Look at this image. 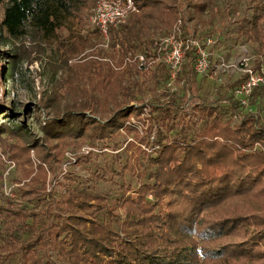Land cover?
Wrapping results in <instances>:
<instances>
[{"label": "trees", "instance_id": "obj_1", "mask_svg": "<svg viewBox=\"0 0 264 264\" xmlns=\"http://www.w3.org/2000/svg\"><path fill=\"white\" fill-rule=\"evenodd\" d=\"M133 2L137 11L109 29L108 49L93 48L72 66L67 95L55 91L48 99L64 105L42 125V137H32L23 125H0L1 152L16 164L23 183L7 195L0 172V264H264V122L241 113L237 81L212 89L210 100L200 95L193 50L176 79L191 101L177 91H157L168 71L153 62L156 38L177 28L181 37L197 34L213 0ZM91 3L0 0V27L9 38L33 35L50 44L62 30L84 27ZM248 10L235 30L264 47V0H249ZM151 81L155 90L139 99ZM102 97L114 100L109 111ZM106 111L104 121L98 115ZM228 111L238 124L222 119ZM126 134L133 140L123 141L129 154L119 171L96 168L86 182L67 175L64 193L56 194L53 180L67 148L111 142L105 148L118 150V161ZM94 153L76 160L89 161ZM127 170L137 184L121 181L114 200L95 191L107 172L123 177Z\"/></svg>", "mask_w": 264, "mask_h": 264}, {"label": "rangeland", "instance_id": "obj_2", "mask_svg": "<svg viewBox=\"0 0 264 264\" xmlns=\"http://www.w3.org/2000/svg\"><path fill=\"white\" fill-rule=\"evenodd\" d=\"M96 1L92 0L90 7L86 10L84 27L73 26L71 30H62L59 40L50 44L43 43L33 35H27L18 40L9 38L0 27V125L10 128L23 125L32 137L39 138L43 136L41 127L45 121L63 111L64 104L59 103L56 106L48 99L55 95V91L67 95L65 81L76 68L72 66L80 65L87 55L94 51L93 48L99 46L108 49V45H106L108 39L100 32L98 34L92 32L96 28L91 20ZM248 4L249 0H213L211 10L208 9L203 14L204 23L197 24L198 33L194 36L210 52L209 72L200 78L202 86L199 93L206 99L210 100L214 97L212 89L226 87L234 81H237L239 83L237 86H239L243 82L246 76L241 69V64L237 63L235 67L231 66L239 58L244 59L242 62L245 66L251 67L257 73L262 72L264 47L256 42L247 41L238 30H235L238 19L244 11L248 10ZM1 11L0 6V16ZM195 23L196 21L193 19L189 25ZM162 37L164 36H158L156 40ZM209 39L210 43L208 44ZM104 60L106 59L104 58ZM156 62L159 63L157 66H161V69L167 73L166 66L162 62ZM222 62L225 66L229 65V68L221 71L218 66ZM114 68L118 70L117 67ZM215 72L221 76L223 83L218 81ZM174 86L176 89L172 91H177L186 98L190 96V91L181 84ZM259 86H262L259 87L261 89L253 90L247 105H242L240 111L241 113L251 112L257 115L261 122H264V84ZM144 87L143 91L139 93V99L143 100L148 99L151 89H154L152 81ZM171 88L172 86H168L167 79L164 84L157 87V91L163 89V91L171 92ZM188 100L191 101L189 98ZM100 102L108 111L113 108L114 100L102 97ZM135 102L131 104L135 105ZM222 104L225 103L222 102ZM58 110L60 112H57ZM108 111L101 112L98 117L105 121L109 116ZM222 119L233 123L229 111L224 113ZM155 129L154 127V131ZM125 139L127 142L133 140L129 134L123 136L120 140L122 147L119 151L124 148L123 141ZM105 144L113 145L111 142L105 143L98 140L84 143L81 147L71 146L66 149L67 159L60 167H57L58 179L53 180L57 195L64 193L67 175H71L78 181L86 182L88 171H93L96 168L105 170L104 167H110L112 171H119V168L125 164L129 152L122 150L117 161L114 159V155L118 150H114L113 146L105 148ZM84 146L87 148L96 147L93 148L95 153L88 159L89 161L87 158L76 160L78 156L82 157L83 152L80 150ZM70 155L73 156V159L70 158ZM0 162L3 164L0 171L2 189L5 194L14 195L18 190L17 187L23 185L22 182H18L21 173L16 164L1 152V149ZM139 162L143 163L144 159L140 158ZM121 181L130 182L132 186L137 184L136 177L128 170L125 171L123 177L117 174L112 176V172L109 171L105 174L104 179H100L95 184L94 189L98 193L107 194L110 200H114L115 195L121 191L119 188ZM118 211L123 212L122 209H118ZM11 264L19 263L15 260Z\"/></svg>", "mask_w": 264, "mask_h": 264}, {"label": "built area", "instance_id": "obj_3", "mask_svg": "<svg viewBox=\"0 0 264 264\" xmlns=\"http://www.w3.org/2000/svg\"><path fill=\"white\" fill-rule=\"evenodd\" d=\"M135 11L136 7L133 0H97L91 20L100 33L107 38L110 28H117L125 23L129 14ZM180 34V30L177 28L176 31L174 30L161 39L156 40L155 43L156 57L153 62L159 61L166 66L168 71V86H172L171 90L176 89L174 85H176L177 75L181 70L187 51L193 50L196 56L194 69L199 77H204L210 69V52L206 50L204 44L200 43V40L194 35L181 37ZM207 42L209 44L210 39ZM138 60L141 64L145 63L143 55H139ZM236 61L231 66L235 67L237 63H240L246 78L234 89V94L239 97L242 105H247L248 98L254 88L264 84V67L261 68V73H257L251 67L249 68L244 65L242 62L244 61L243 58H239ZM218 67L223 71L229 68V65L225 66L224 62H222ZM215 76L220 83H223V79L217 72H215ZM238 123L239 119L235 118L233 124ZM90 150L94 149L84 146L80 151L88 153ZM70 158L73 159V156Z\"/></svg>", "mask_w": 264, "mask_h": 264}]
</instances>
